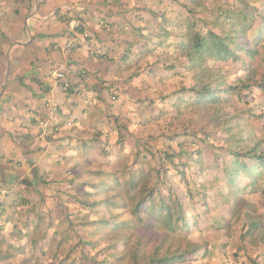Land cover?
Segmentation results:
<instances>
[{
    "label": "crops",
    "instance_id": "obj_1",
    "mask_svg": "<svg viewBox=\"0 0 264 264\" xmlns=\"http://www.w3.org/2000/svg\"><path fill=\"white\" fill-rule=\"evenodd\" d=\"M29 1L35 2L26 0L9 30L10 44L0 38V264L9 260H2L7 244L33 243L40 219L67 222L62 205L71 210L65 199L91 176L88 167L117 158H103L99 148L131 154L150 131L151 117L180 110L176 102L189 87L177 76L187 64L179 46L188 22L232 2L37 0L31 8ZM80 19L83 32L76 28ZM59 73L74 87L72 95ZM214 175L195 181L206 184ZM189 176L190 188L199 186Z\"/></svg>",
    "mask_w": 264,
    "mask_h": 264
},
{
    "label": "rangeland",
    "instance_id": "obj_2",
    "mask_svg": "<svg viewBox=\"0 0 264 264\" xmlns=\"http://www.w3.org/2000/svg\"><path fill=\"white\" fill-rule=\"evenodd\" d=\"M37 2V0L33 3L29 1V5L32 8L39 5ZM219 5L224 10L232 9L230 2ZM25 6H27L26 0H3L0 3L2 10L0 26L5 29L0 36L3 43L7 44V38H12L8 34L9 30L14 29L13 26L21 15V9ZM212 21L213 19L209 24ZM221 22L215 27L211 26V29L220 33V27L217 25L223 24V20ZM205 27L206 25L202 26L201 23L197 25V28L203 32ZM261 44H255L254 41L251 44L255 56L240 54L239 60H229L225 63L210 60L209 64H206L208 74L206 76L210 81L216 80L222 87L234 89L228 103L219 106L189 107L178 112L170 110L163 117L159 115L156 118L151 117L149 137L143 142H138L137 146L131 145V154L124 153L121 149L109 152L105 147L104 151L99 148L98 154L103 158L117 155L115 162L108 158L106 160L109 165L116 163L114 165L121 167V170L125 167L128 180L134 178L133 192L131 188H127L128 180L124 176L122 180L120 179L121 184L113 186L114 191L109 195H104L99 189L94 193L90 187L86 189L80 187L79 190L74 188L73 196L70 195L65 201L70 202L73 201L72 198H76L85 201V204H91L112 195L113 202H116L117 197L120 196L127 208L118 213L119 223L131 220V224H134L137 223V218L133 215L135 204L137 205L144 196H141L143 190L149 192L147 194L149 200L153 196L152 198L157 201L162 195L167 196L168 188L171 187L185 209L186 200L189 203L190 198L187 192L188 185H185L183 180L188 173L194 176L190 181L198 184L199 181L195 179L203 174L214 175L221 172L225 161L232 160L227 145L230 135L224 132L225 127L232 128L231 133H234L235 140L244 136L249 147L259 144L258 152L264 154V52ZM180 72L177 75L179 80L189 86L185 88L193 86L199 70L189 71L184 66L180 68ZM161 120L165 123H161ZM211 168L216 170L211 172ZM255 183L256 185L248 186L247 192L235 193L232 196L233 200L225 204L223 209L226 210L219 209L218 212H212L214 222H217L218 217L228 221L225 230L210 228L208 217L203 216L194 224L190 221L188 226L178 223L175 232L162 225L145 228L143 232H135V235H131V231H99L96 229L98 226L96 220L111 218L110 208L102 205L79 207L71 202L70 222L67 220V215L70 213L65 211H62L66 215L65 224L60 221L57 225L51 221L54 216L42 220L37 228L39 231L32 237H36L33 243H25L22 238L13 244L17 246L20 241L19 244L24 246V256L22 257L21 252H14V261L20 262L23 258L29 257L32 264H133L135 253L142 262L149 260L151 255L160 258L178 252L189 253L195 249L179 264H264V172ZM78 184L80 186L82 182ZM260 186L262 189L259 188ZM257 188L262 194L256 193ZM92 192L95 196H89ZM250 196H256L252 199L255 202H251ZM216 200L210 202L212 206L214 203L219 205L222 201L217 198ZM227 200V196L224 197V201ZM146 206L150 210L151 205L146 204ZM197 210L202 212L204 209L197 206ZM246 211L248 212L245 213ZM184 212L189 213L187 208ZM56 216L58 219L61 217L64 219L58 214ZM141 218L147 219L148 214L142 213ZM248 221L257 225L252 226L251 232L246 234ZM186 222L189 220L186 219ZM129 235L132 238H128ZM242 235H244L243 240ZM123 236L127 245L122 243ZM143 236L149 237V240L142 244L138 239ZM80 241L84 243L80 244ZM8 262L9 260H6L4 263Z\"/></svg>",
    "mask_w": 264,
    "mask_h": 264
},
{
    "label": "trees",
    "instance_id": "obj_3",
    "mask_svg": "<svg viewBox=\"0 0 264 264\" xmlns=\"http://www.w3.org/2000/svg\"><path fill=\"white\" fill-rule=\"evenodd\" d=\"M230 3L233 5H231L232 9L227 8L224 10L219 6V4H216L213 14L210 16L200 17V19H198L202 26L206 25L205 29L203 28L205 32L200 31L197 28L199 23L193 21L188 22L189 31H187L185 38L180 43L179 48L182 50L180 53L187 60L186 68H188L189 71L198 69L199 73L195 78L193 86L185 88L186 97L179 99L180 102H176V106H178V109L180 110L189 107L219 106L228 103L230 95L234 89L232 87L224 88L221 83L216 80L210 81L208 76H206V64H209L210 60H215L216 62L221 63L228 62L229 60H239L240 54L255 56L251 44L253 41L255 44L264 42V0H232ZM211 19H213V21L210 22V25L209 21ZM221 20H223V24L217 25L220 27V33H217L211 29V26L215 27L216 24L221 22ZM78 22H80V26L76 28L77 30L83 32L82 19ZM80 72L82 77H86L88 74L86 70H82ZM64 78L57 79L64 81L63 89L68 92L70 96L74 93V87H72L70 83L65 82ZM66 85H68L67 88H65ZM139 125L142 127V123ZM68 126L71 127L72 125L69 123ZM231 131V127L224 128V132L227 135H230L227 145L228 153L232 160H226L227 162L225 161L221 172L215 174L214 178L206 184L198 183L199 186L195 185L196 187L194 189L190 188L188 178L189 173L183 180L185 185L189 183L187 186V192L190 201L187 203L186 200L185 209L177 193L171 187L168 188L167 196L162 195L157 201L155 198H152L153 196H150L151 198L149 200V197L147 196L149 192L143 190L141 196H144L138 201L137 205L135 204L133 215L137 218V223L134 224H131V220L119 223L120 214L118 213L127 208L122 202L120 196L117 197L116 202H113L114 196L110 195V197L104 200L94 201L91 204H85V201L76 198H72L73 201H70V203L72 202L79 207H96L101 205L108 206L110 208L111 218L105 217L101 218L99 221L96 220V224H98L96 229L99 231H131V235H135V232H143L145 228H154L156 225H162L166 226L170 231L175 232L178 223L180 225L188 226L190 225V221L191 224H194L195 221H200V218L203 216L208 217L210 228L225 230L228 221L224 218L218 217L217 222H214L212 218V210L209 209L210 202L212 200L217 201L216 198L221 199L222 201L220 203L218 202L219 205H215V207L218 208L219 206H222L225 208V204H229V202L233 200L232 196L235 193H242L244 191L247 192L249 189L248 186L256 185L255 182L259 179L262 172H264V154L262 152H258V147H260V145L254 144L252 147H249L246 145L244 136L235 140L236 137L234 133H231ZM150 133V131H144L146 137L137 140L135 146L138 145V142H143L144 139H147ZM119 144H121V141ZM100 149L104 151V147H101ZM181 151L180 154H182ZM164 156L167 157L166 154H164ZM94 163L96 165L89 168L88 171L91 176L84 178V181L82 180V184H80L81 187H90L94 193L97 189H99L102 190L101 193L104 195H109L110 192L114 191L113 186L116 187L121 184V180L124 176L128 180L125 167L121 170V167L109 165L108 163ZM33 172L36 174L37 171L33 170ZM132 179L134 178H130L127 182V188H131V192L135 189ZM247 179H249L250 183H246ZM259 188L262 189L261 186ZM260 193L262 194L261 191ZM89 196L95 195L92 192ZM226 196L228 200L224 201V197ZM146 204L151 205L150 210H148ZM197 206H201L204 210L199 212L197 210ZM62 207H65L66 213H70L67 215V220L70 222L72 219L71 210H69V207L67 208L65 205H62ZM186 208L189 213L184 212V210L186 211ZM190 210L192 211L191 213ZM247 212L248 211L245 213ZM142 213L148 214V218H141ZM209 214H211L210 218ZM186 219H188L189 222H186ZM248 225L249 227L245 231L246 234L250 233L252 226L254 227L257 224L255 222L248 221ZM115 235L118 234L115 233ZM131 235H129L128 238H130ZM241 238L243 240L244 235H242ZM121 240L122 243L126 245L128 244L124 236L121 237ZM138 240L142 241L143 244L148 242L149 237L143 236V238H139ZM79 243L82 244L84 242L80 241ZM6 248L8 250L7 254L2 257V260L9 258V262L6 264H32V260L29 257L23 258L20 262L14 261V252L18 251L21 252L20 254H24L23 245L18 244L16 246L13 244H7ZM2 250L3 249H0V252H3ZM194 250H191L189 253H181L177 251L178 253L174 255L166 253L167 255L160 258H156L151 255L149 260L142 262L139 260V255L135 253L133 256V264H179Z\"/></svg>",
    "mask_w": 264,
    "mask_h": 264
},
{
    "label": "built area",
    "instance_id": "obj_4",
    "mask_svg": "<svg viewBox=\"0 0 264 264\" xmlns=\"http://www.w3.org/2000/svg\"><path fill=\"white\" fill-rule=\"evenodd\" d=\"M78 26H80V22L77 23V27H78ZM57 78H58V79L64 78V74H62V73H61V74H60V73L57 74ZM67 86H68V85H66L65 88H67Z\"/></svg>",
    "mask_w": 264,
    "mask_h": 264
},
{
    "label": "water",
    "instance_id": "obj_5",
    "mask_svg": "<svg viewBox=\"0 0 264 264\" xmlns=\"http://www.w3.org/2000/svg\"><path fill=\"white\" fill-rule=\"evenodd\" d=\"M37 4H38V2H37Z\"/></svg>",
    "mask_w": 264,
    "mask_h": 264
}]
</instances>
